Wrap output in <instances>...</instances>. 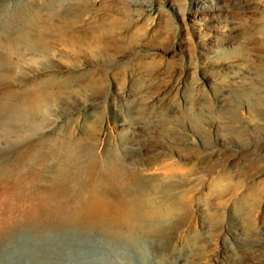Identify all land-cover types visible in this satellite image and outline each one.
<instances>
[{"label":"rangeland","instance_id":"1","mask_svg":"<svg viewBox=\"0 0 264 264\" xmlns=\"http://www.w3.org/2000/svg\"><path fill=\"white\" fill-rule=\"evenodd\" d=\"M51 3L0 0V101L47 99L27 120L5 119L26 126L28 143L5 144L0 121V195L16 181L26 190L31 171L50 187L66 145L146 173L130 156L135 131L157 167L174 166L140 177L141 193L177 215L165 252L155 237L60 234L40 264H264V0H73L35 52L12 43L10 17L34 9L43 23ZM9 248L0 261L39 264Z\"/></svg>","mask_w":264,"mask_h":264},{"label":"bare ground","instance_id":"2","mask_svg":"<svg viewBox=\"0 0 264 264\" xmlns=\"http://www.w3.org/2000/svg\"><path fill=\"white\" fill-rule=\"evenodd\" d=\"M50 2L48 19H43V23L42 14L34 9H25L20 15L9 16L11 19L6 29L9 30L8 37H12V43L23 45L35 52L43 44L46 32L52 27L50 23L53 18L70 15L68 12L72 9L73 0ZM4 60V55L0 53V70L4 66ZM1 74L0 77L3 76ZM14 96L13 92H7L0 101V121L1 126L8 130L4 135L5 144L16 148V145L29 142V136L22 138L26 126L18 124L13 127L7 120H27L26 113L37 114L43 111V104L47 99L41 96L30 102L19 103ZM130 143L133 149L130 151L131 159L138 162L146 173H140L136 167H127L118 153L111 152L108 157L110 161H107V157L100 158L91 145H66L60 147L56 156V173L50 187H42L40 184L38 186L36 176L31 171L26 190L21 189L20 183L16 181L8 194L2 193L0 259L5 258L2 255L9 246L14 247L16 254L20 251L21 255L18 256L26 254L24 256L30 263L36 261L40 264L49 257V250L55 248V244L51 245L53 236L104 235L98 231L112 233L114 238L120 236L122 238L119 241L133 246L146 237H155L161 251L169 250L177 215L174 207L166 202L152 203L145 199L138 182L140 177H154L159 171L168 174L174 166L157 167V157L152 153L153 142L146 139L141 132L134 131ZM50 166L47 163L46 167ZM77 184L78 187L70 192V188ZM54 186L60 190L54 189ZM39 188L43 189L39 192ZM16 248L19 251L16 252ZM14 255L1 260L0 264L23 263L21 258L20 263L16 262L17 257Z\"/></svg>","mask_w":264,"mask_h":264}]
</instances>
